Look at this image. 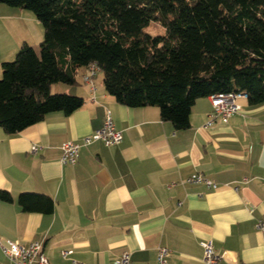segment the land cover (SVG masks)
<instances>
[{
  "label": "crops",
  "instance_id": "obj_1",
  "mask_svg": "<svg viewBox=\"0 0 264 264\" xmlns=\"http://www.w3.org/2000/svg\"><path fill=\"white\" fill-rule=\"evenodd\" d=\"M42 39L32 12L0 3V64L22 43ZM87 73L81 67L73 83L53 84L54 92L83 99L75 111L50 112L14 134L0 127V191L11 196L0 200V241H38L49 264H114L122 252L133 264H157L159 247L169 251L165 264H204L201 242L211 240L216 264H264V237L255 228L264 217V104L240 97V113L204 127L212 107L201 97L189 127L176 130L156 106L119 103L100 70L91 89ZM107 110L121 142L93 141L74 164H62L61 145L81 142ZM32 145L41 148L33 153ZM194 173L218 188L185 182ZM23 192L48 195L53 212L23 211ZM0 263L13 264L1 250Z\"/></svg>",
  "mask_w": 264,
  "mask_h": 264
},
{
  "label": "trees",
  "instance_id": "obj_2",
  "mask_svg": "<svg viewBox=\"0 0 264 264\" xmlns=\"http://www.w3.org/2000/svg\"><path fill=\"white\" fill-rule=\"evenodd\" d=\"M31 11L38 45L22 43L0 64V127L20 132L46 114H70L81 97L51 93L95 64L107 93L128 107L156 106L174 129L189 127L198 98L242 92L264 104V0H0ZM158 22L164 32L144 28ZM0 200L11 201L7 191ZM26 212L51 214L43 193L23 192ZM2 264V263H0Z\"/></svg>",
  "mask_w": 264,
  "mask_h": 264
},
{
  "label": "built area",
  "instance_id": "obj_3",
  "mask_svg": "<svg viewBox=\"0 0 264 264\" xmlns=\"http://www.w3.org/2000/svg\"><path fill=\"white\" fill-rule=\"evenodd\" d=\"M88 73L83 76L84 82L88 83L90 88H94L93 78L99 68L95 64H90ZM240 97H246L242 92H219L209 96L212 110L208 114V119L204 127L211 126L217 120L227 122L228 119L241 111V105L237 102ZM122 140V132L115 127L110 112L107 110L104 116L103 124L91 134L84 136L81 142L67 140L61 145L60 162L62 164H74L80 154L83 146L93 141H101L106 146L120 143ZM41 147L32 145L31 152H37ZM187 183H204L208 188L216 189L218 184L205 177L200 173H194L185 179ZM236 190L237 187H234ZM255 228L264 237V217L255 223ZM203 248L202 261L204 264H216L219 256L216 253L211 240L201 242ZM0 250L3 255L13 264H49L47 257L42 252V244L38 241H32L28 244H22L15 240L0 241ZM70 251H62L63 256ZM169 251L165 247H159L157 251V264H165ZM76 262H72L75 264ZM114 264H133L129 252H122L115 260Z\"/></svg>",
  "mask_w": 264,
  "mask_h": 264
},
{
  "label": "rangeland",
  "instance_id": "obj_4",
  "mask_svg": "<svg viewBox=\"0 0 264 264\" xmlns=\"http://www.w3.org/2000/svg\"><path fill=\"white\" fill-rule=\"evenodd\" d=\"M31 13V11H29ZM42 26V25H41ZM144 30L151 35H157L162 34L164 32L163 27L158 22H151L149 25H147ZM38 45V43H37ZM51 93H60V92H54V85L51 87L50 90Z\"/></svg>",
  "mask_w": 264,
  "mask_h": 264
}]
</instances>
